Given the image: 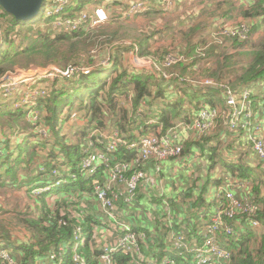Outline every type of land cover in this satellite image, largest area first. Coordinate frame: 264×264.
I'll list each match as a JSON object with an SVG mask.
<instances>
[{"label": "trees", "instance_id": "16d2710c", "mask_svg": "<svg viewBox=\"0 0 264 264\" xmlns=\"http://www.w3.org/2000/svg\"><path fill=\"white\" fill-rule=\"evenodd\" d=\"M143 1L146 2L145 0ZM247 3L249 5L245 4L240 11L244 18L250 19L247 21V24L250 25L252 30V34L249 38L244 39L240 35H227L226 38L231 42L223 53L218 52L219 48L216 45L219 44L214 43L216 45H213L211 49L208 50L209 56L212 57L213 62H217V65L214 67L209 68L198 65V63L204 60V57L208 56L206 51L205 56L201 55L200 59H196L194 61L190 59L192 54H188V56L185 57L189 61L187 62L186 59L181 60L180 63L174 66V68L183 73L190 72L198 74L197 71L193 70L197 66L200 69L199 75L204 77L211 76L217 78L218 81H228L234 88L240 89L241 86L249 84H256L255 87H260L261 83L264 82V37L262 41L257 44L254 43V40H252V36L255 29H259L260 22L264 21V0H247ZM0 8L3 10L1 6ZM3 11L4 14H1L2 18L4 15L8 16L9 14L5 10ZM159 11L161 10L158 9L151 12L152 14H159ZM15 20L17 23H14V25L11 26H5L2 23L4 26L3 28L6 30L7 37L5 38V41H3L4 45H2L0 49V77L8 71H6V67L11 65L8 63L11 59H9L6 54L4 55V48L10 43L6 39L11 37L12 33L18 35L21 40L18 45V48L20 47V52L17 55L44 51L46 58L48 60L52 59V62H55V58H58L60 53L59 48L55 46L57 44L56 42H61L64 39L69 40V33H75V35L70 34L73 37L77 36L76 32H65L64 34H60L55 37H52L50 33L44 35L32 30L33 22H23L17 20L16 18ZM40 20L41 19L38 18L35 21L39 22ZM110 21L112 20L110 19L109 22ZM18 25L21 30L16 29ZM40 28L45 29L46 27ZM52 29L54 28L51 27L49 30ZM105 34L110 36L108 38V43L110 48L114 51L112 57L115 62V71H117L116 74L112 72L109 81L104 80V82L103 80L99 81L97 79L93 81V83L98 85L91 88L89 85H86V81L93 73L88 76L75 75L70 76L69 78L63 77L54 79L51 92L48 90L44 98L41 99L42 111H40L36 121L27 120L25 112L21 110L12 111L8 108L0 109V131L5 135L7 132L12 134V137L9 136L6 141L0 139V145H3L4 142L7 143V147H1L2 149H0L3 156L0 158V186H10L17 189L27 187V190L30 186L38 187L40 184L37 182L41 183L42 181H46V185L51 186V189L44 191L42 196L32 195L35 204L30 206L31 211L23 210L17 212L16 217L22 227V232L27 233L26 235L29 236L23 240L15 238V234L8 228V224L3 220V217L6 216L5 212L7 211L0 206V248L8 249L11 258L16 260L19 264H36L35 261L38 259L50 260L51 253H55L57 256L56 260L60 261V257L63 255L61 247H66L67 264H77L74 260L75 253H79L86 262L89 261V264H102L100 259L102 255L101 251L97 248H93L91 245L92 243L96 244L94 225L99 224L100 220L97 217H94L93 214L84 213L82 208H80L81 197H83L84 194H88L89 196V194L94 192L92 184L98 180V176L96 173L91 175L89 179L85 180L82 173L83 171H81L80 166H78L81 158L79 144L85 137L86 131L76 132V138L73 140L64 139L65 134L62 135L63 124L59 122L58 117L62 114V112H65V108L69 104L71 105L70 107L74 106L76 99H80L84 102V104H86L83 111L85 116L88 117L91 127L103 128L106 126V119H109L110 124L118 128L121 132L122 136H120L124 140L132 141L134 138L133 132L135 129L140 127L139 121L142 126H145L144 122L148 116H145L140 120L131 116L125 106L119 107V96H127L130 93L133 94L134 108H136L146 96L153 98L154 100L167 98L163 95L162 90H154L155 86L158 84V82H155L154 74L134 73L125 64L123 54L128 48L127 44L124 42L115 43V37H112L110 33ZM78 36H80V34ZM136 42L140 47L139 56L152 58L158 63H163L168 54H170V52L168 53L169 50H164V54H161V47L156 49L153 54L151 44L148 40H136ZM80 43L84 48H86L84 41ZM206 43L207 40L203 35H200L198 40L194 42L195 46H193L192 52L195 50L198 51V48L200 49L206 45ZM238 43H240V46L235 48L237 51H234V53L231 52L229 47H235ZM12 44L14 45L13 42ZM71 51L74 52V50ZM175 55L181 57V55L185 54L179 51ZM1 59H3L2 63ZM87 64L88 65H84L82 61H80L73 63L72 66H76L79 69H95L99 67L95 64V62L93 66H91L88 62ZM161 82L164 83V81ZM84 89L86 91H84ZM253 93L257 94V91L254 90ZM175 96L176 95L173 97ZM168 97V101L160 105L156 111V113L160 116L165 129H168L176 124V121L178 120L185 122L186 124L192 122L194 116L200 110L203 102L199 97H190V95L188 97L189 99L182 98L181 96L177 98H173L171 96ZM187 101L189 102L186 105ZM211 102L216 104V101ZM44 112H46V115H44ZM32 124L35 128L38 126L47 128L48 136L41 139L42 134L37 132V128L35 132ZM28 126L30 127V132H28ZM219 133L220 135H218V138L220 141H218L217 144H220L223 141V134H221V131ZM19 135L24 136L21 143H19V138H17V141L14 140L15 136ZM233 135L238 140L244 139L236 133ZM48 138H50V140H48ZM33 139L35 142H32ZM76 139L78 143L72 144V142L76 141ZM211 145L214 153L217 154L216 150L218 147L215 145L213 146V141ZM249 147H251V145ZM45 149L48 150V153L46 154L47 160L44 169L47 170L51 168L47 172L48 175L45 176V179H43L42 177H44V174L42 173L40 174L41 177L39 175L40 178L38 180L32 178L30 182L27 181V174H23L21 171L27 165L28 170H33L34 166L29 168L31 163L35 162L37 156L41 155V151H44ZM184 154L185 151L183 150L181 156ZM114 156L118 160H128L131 158L125 148H121L119 151L115 152ZM250 157L252 158L251 161L246 163L242 160L241 156L238 159H224L222 156L215 159V154L210 155V159H212V161H210L212 162L213 167H215L218 163L223 165L226 163L228 164V167L230 166V173L232 177L250 181L252 183V194L254 200L261 204L260 211L254 216V219H258L260 221V226L258 227L260 229L257 233L255 232V227L251 225L250 219L242 216L244 218L241 220V225H235L236 233L234 234V237L223 235L220 238L221 242L232 251V264H264V167L256 157L252 155ZM65 158L67 159V162H63L62 165H66L68 171H63L61 168L63 166L56 164L58 159L64 161ZM41 163L43 162H37L38 166H42L43 164ZM69 168L70 173L78 175V180H73L71 176H69ZM54 171H57V173L61 175V180H66L61 187L56 186V181L47 182L53 179ZM221 183L222 182L219 184ZM193 188L194 187L192 186L191 190H193ZM52 194H57V198L62 197L63 200L58 201L57 199L54 204L48 203L47 198H49ZM187 197L189 199H187L185 203H189L188 205L193 208L200 209V207H202L205 203L203 198L191 202L190 196L187 195ZM76 205H78V208ZM36 207V212L39 211L40 214L36 212L34 213V209H36ZM70 207L76 208V210L72 211L73 213L76 212L80 214L77 218L73 217V219L72 216H70V213L68 215L62 214L63 209H69ZM88 212L90 213V211ZM81 215H83L81 220L84 228L82 240L84 241V244H82L81 241L79 246L80 251L76 252L75 247L77 243L74 232L75 227L77 226L76 224H78V219ZM129 221V216H126V222L123 221V224L131 226ZM193 237L195 236H191L190 238ZM197 241L199 243L202 242L199 240ZM253 243L256 245L254 248H252ZM144 252L147 253L148 251ZM154 254L157 255L155 252ZM139 255L140 253L117 252L114 254L113 258L115 264H135V262H143V264H147V262L141 261V257H139ZM165 256L175 257L174 259L177 264H189L190 262L196 264L193 255L190 257L182 256L175 249H169L160 255L155 256V258L160 260ZM97 258L99 259V263ZM0 264H3L1 258Z\"/></svg>", "mask_w": 264, "mask_h": 264}, {"label": "built area", "instance_id": "2783aa9c", "mask_svg": "<svg viewBox=\"0 0 264 264\" xmlns=\"http://www.w3.org/2000/svg\"><path fill=\"white\" fill-rule=\"evenodd\" d=\"M163 1L167 8L174 6L170 0ZM145 9L146 5L141 1H137L130 4L124 13L128 17H132ZM40 16L41 20L36 26H50L59 32H74L86 27L98 26L109 20L108 11L102 5L94 6L92 10H78L75 8V0H44ZM245 25L236 31L226 29V33L227 35H240L247 39L251 27L246 23ZM144 58L147 61L138 62L137 66L140 69L154 73L160 81L167 82L171 80L179 84L185 83L197 89H219L223 93L224 102L221 104L204 102L189 124L181 122L166 130L157 129L148 134L140 135L132 141H126L119 135H115L105 149L95 153L90 152L88 149L84 151L85 154L81 162L83 172L94 175L98 172L100 166L108 172L107 182L99 183L97 181L95 195L101 202L104 211L111 216L120 197L124 196L129 203L136 200L141 183L147 179L145 170L147 163L153 161L157 171L160 172L164 162L181 157L184 144L179 130L182 127L189 128L195 132L198 139H203L212 134L222 122L226 130L234 132L250 142L255 155L264 163V97L253 93V88L244 87L243 90H238L227 83L217 82L212 78L194 80L172 73L170 69L180 63L181 60H184L172 53L168 54L163 63H158L152 58ZM64 69H31L26 73L19 70L7 71L0 77V96L13 100L14 108L24 109L31 118L35 116V119L32 120L36 121L40 113L41 99L48 91L43 86L45 81L63 77L69 78L75 75L88 76L94 72V69H79L76 66H68ZM34 86L37 88L33 90ZM254 96L260 98L258 105H255L256 97ZM13 97L15 99H11ZM36 128L42 132L40 134L48 136L47 128L41 126ZM121 148L128 151L130 159L118 160L115 158L114 153ZM0 149L2 148L0 147ZM1 157H3L2 152H0ZM54 172L52 182L56 181L57 186L63 180L60 179L61 175L56 171ZM46 186L42 191L51 189V186ZM238 187L246 188V184L240 182L236 185L226 182L218 187L216 211L205 225L203 241L200 245L188 242L183 232L177 233L174 239V248L180 255L192 254L196 264L229 263L232 251L221 242V236L234 237L236 233L235 225L242 223L241 220L244 217L250 219L252 226L257 228L260 226V221L254 219V216L260 211L261 204L254 200L253 195L238 196L236 191ZM122 230L123 237L118 244L106 246L102 250L100 257L102 264H113V256L116 252L143 254L142 248L147 238L146 233L134 229L128 224H122ZM75 239L77 241L83 240V234L79 227L75 231ZM62 253L64 254V252ZM0 258L3 264H19L11 258L6 248H0ZM50 258L56 260L57 256L54 253ZM74 260L77 264H87L79 253H75Z\"/></svg>", "mask_w": 264, "mask_h": 264}, {"label": "crops", "instance_id": "0c3cea01", "mask_svg": "<svg viewBox=\"0 0 264 264\" xmlns=\"http://www.w3.org/2000/svg\"><path fill=\"white\" fill-rule=\"evenodd\" d=\"M94 1L95 0L93 1L75 0V8L78 10H92L94 6L102 5L107 9L108 14L112 15L113 18L116 12H118L119 15H123V13L129 7V5L137 0H96V3ZM145 1L149 5L151 4V2L157 3L156 6H151V7L154 10H158L160 9L159 5L162 3L163 0H150V1L145 0ZM241 1H242L241 8L245 6V4H248L247 0H241ZM240 10L239 13L241 14ZM248 20L250 19H247L246 22ZM221 22H223V19L217 18V20H215L214 22V27L221 26L222 25ZM261 23H264V21H261L260 24ZM226 26L227 25H225V27ZM260 28L261 25L259 29ZM209 41L210 39L207 38V43L206 45H204L207 53L208 50L211 49L213 45H216V44L209 45ZM227 42L230 43L231 41L227 39L224 45H226ZM158 46L159 45L157 44L156 49L158 48ZM216 46H218L219 48L221 47V45H216ZM135 51H138V49L135 48L132 52ZM235 51H237V49ZM205 60L198 63V65L209 68L214 67V65H212L213 63L212 57L209 56V53H208V58ZM125 61L126 60H124V62ZM188 61L189 60H187V62ZM102 62L104 63L100 64L98 68H95L94 72L98 70H102L103 72L106 73L107 76L105 78L98 80L109 81L112 72H114V74L117 73V71H115V62L113 61L112 55L108 57V60H103ZM127 66L134 73L154 74L150 71L140 69L137 66V63L135 62L130 63ZM193 70L197 71L198 74H194L190 72L183 73L174 67L170 69L172 73H177L182 76L192 78L194 80L212 78L217 82H223L230 85V83L225 80L218 81L217 78L211 76L204 77L199 75L200 69L197 66ZM154 76L153 77L155 79V82H158L154 90L155 91L162 90L163 95H165V97L167 98H169L168 96L173 97L174 95H176L173 98H177L181 96L182 98L189 99L188 97L190 95V97L196 96L202 99L203 101L202 104L204 102L211 104L212 103L211 101H216V104H221L224 102L223 93L219 89H212V88L197 89L195 87L188 86L185 83L179 84L176 82H172L171 80L162 83L156 77L155 74ZM255 85L256 84L243 85L238 90H243L244 87L249 89L253 88V90L257 91L256 95L260 97H264V82L261 83L260 87H255ZM187 92L190 94H188ZM167 98L154 100L153 98H149L148 96H146L145 98L142 99L141 103L136 108H134L133 94L130 93L127 96L126 95L119 96V107L125 106L128 109L131 116H134L138 120L144 118L145 116H148V118L144 122L145 126H142L141 122L139 121L140 127L138 129H135V131L133 132V137H134L133 140L137 139L140 135L148 134L149 132L157 129L166 130L163 123L161 122L160 116L158 115V113H156V111L158 110L160 105L168 101ZM259 101L260 98H256L255 105H258ZM188 102L189 101H187L186 105L188 104ZM6 104H7L6 108L4 109L8 108L11 109L12 111H15V109H13L12 103L7 102ZM39 109L40 111H42V103H40ZM26 115L27 113L25 112V116ZM26 118L27 120H31L29 119V116L28 117L26 116ZM176 122H175L176 124L174 125L181 123L180 120ZM90 127L91 124L89 123L88 120V125L86 129ZM220 131L221 134H223V141L220 144H217L218 141H220L218 138V135H220L219 133ZM81 132H85V131H81ZM179 132H180L181 140L184 144L185 154L179 158L170 159L164 162L160 172L157 171L153 161L147 163L145 167V170L147 172V179L141 183L138 189L136 200L133 203H129L125 200L124 196L120 197L119 200L117 201V206L112 216L104 211L101 202L97 199L95 195V186L97 184V181L99 183H104L107 182L108 179V172L105 170L104 167L102 166L99 167V170L97 172L98 180H96L92 184V187L94 188V192L92 194H89V196L88 194L87 195L84 194L83 197H81V201H80V208H82L84 213L93 214L94 217H97L100 220L99 224L94 225V236L96 238V244L95 243L91 244L93 248L99 249L102 253V250L106 246L117 245L118 242L123 237V230H122L123 221L126 222V216H129V220H130L129 222L131 226L135 229L142 230L143 232L146 233L147 238L142 248L143 254L139 255V257H141V261H145L147 262V264H169V263L177 264L174 259L175 257L173 256H168V257L165 256L160 260H158V258H155V256L160 255L161 253L169 249H175L174 239L177 236V233L183 232V234L186 235L188 242H190L191 244L198 243L200 245L202 243V242L199 243L197 240L203 241L205 225L215 214L216 207L218 204V197H217L218 187L221 184L230 182L238 185L240 182H244L246 184V188H242V187L236 188L237 195L240 197L248 194L253 195L252 183L250 181L232 177L230 173V166L228 167V164L226 163L224 165L218 163L215 167H213V164L211 162L212 159H210L211 154H215L216 156L215 159H218L221 156L224 159L227 158L238 159L241 156L242 160H244L246 163H249L252 159L250 156L252 155L256 157L264 167V163L261 160H259V158L255 155V153H253L254 150L250 142L248 143V141L245 139L238 140L233 135L235 133L226 130L222 122L212 134L207 136V138H203V139H198L195 132H193L187 127H182L179 130ZM115 135L120 136L121 132L118 130V128L110 124L109 119H106L105 127L103 128L93 127V130H91L90 132L86 131L85 137L83 138V140H81L79 144L81 158L78 166H80L81 168V162H82L81 160L84 157L85 154L84 151L86 149L90 150V152L92 153L105 149L106 145L114 138ZM9 136L12 137V134L10 132H7L5 139L7 140ZM19 136L16 137V141L17 138H19ZM75 138H76V133H75ZM71 140L73 139L71 138ZM212 141H213V146L215 145L218 147V149L216 150L217 154L214 153L213 147L211 145ZM73 143L74 144L78 143L77 139L76 141L72 142V144ZM5 145L7 146V143ZM250 145L251 147H249ZM0 147H2V145H0ZM128 155L130 156L129 153ZM61 168L63 171H68L67 167H61ZM82 173L83 176L85 177V180L89 179L91 176L90 174H87L85 172ZM69 176H71L73 180H78L77 178L78 175L75 173L74 174L70 173V168H69ZM220 182L222 183L219 184ZM192 186L194 187L193 190H191ZM187 195L190 196L191 202L203 198L204 199L203 201H205L204 205L200 207V209L195 208L196 212H194L195 209L192 206L188 205L189 203H185L186 200L189 199ZM55 196L57 197V194ZM59 200H63V198L59 197L58 201ZM76 206L78 208V205ZM190 208L192 212L188 217L186 210ZM73 210H76V208L74 207L69 208L70 216H72V218L73 217L77 218V216H79L80 214L76 212L73 213L72 212ZM88 211H90V213ZM82 217L83 215L79 217L78 224H76L77 226L75 227V231L79 227L81 228V232L83 234L84 228L81 220ZM238 225L241 224L237 223L236 226ZM104 233L108 234V236H105ZM191 236H195V237L190 238ZM83 242L84 241H82L81 243L84 244ZM79 246H80V242L77 243L75 247L76 252L80 251ZM61 250L62 252H64V254L60 257L61 258L60 261L58 260L55 261L51 259L50 260L38 259L37 261H35L36 264H67L66 247L65 248L61 247ZM144 251H148L147 252L148 254ZM154 252L157 255H155ZM184 256L190 257L192 256V254H186ZM98 263H99V259H98ZM87 264H89V261H87ZM113 264H115L114 260H113ZM135 264H143V262L140 263L135 262ZM189 264H193V262H190Z\"/></svg>", "mask_w": 264, "mask_h": 264}, {"label": "rangeland", "instance_id": "374dc122", "mask_svg": "<svg viewBox=\"0 0 264 264\" xmlns=\"http://www.w3.org/2000/svg\"><path fill=\"white\" fill-rule=\"evenodd\" d=\"M137 1H141L146 5V9L142 10L138 14L132 17H128V15L123 13V15L125 16L124 17L123 15H119V13L116 12L113 18L112 15L109 14V20L111 19L112 21L109 22V20H107L98 26L86 27L84 29L74 31L77 34L76 37L70 35V34L75 35V33H69V40L64 39L61 42H56L57 44L55 46L59 48L60 53L58 58H55V62H52L51 61L52 59L48 60L45 56L44 51L31 53V54L17 55L20 52L19 51L20 47L18 48V45L21 42V40L18 37V35L12 33L11 34L12 38L8 37V39H6L10 43L4 48V55L6 54L7 57L11 59L8 62L11 65H8L6 67V71L8 70L10 72V71L19 70L20 72L26 73L28 70L31 69L42 70L46 68H56L60 70H65L64 68H67L68 66L70 67L72 66L73 63L80 61H82L84 65H88L87 64L88 62L91 66H93L95 62V64L99 66L100 64L104 63L102 62L103 60H108V57L110 55H113L114 53L113 49L110 48V45L108 43V38L110 36L105 33H110L112 37H115L116 38L114 40L115 43L124 42L125 44H127L128 48L125 50L123 54V58L126 60L125 61L126 65H129L130 63L133 62L138 63L141 61L142 62L147 61L144 60L146 58L138 55L140 53V47L139 44L136 42V40H144V41L148 40L149 43L151 44V50H153L152 52L153 54L156 51V45L158 44L159 45L158 48L159 47L162 48L161 54H164L165 52L164 50L167 51L169 50L168 53L170 52L174 55L177 52L181 51L183 54H185V55H181L183 59L188 60L185 56H188V54H192L190 56V59L194 61L196 59H200L201 55L205 56L206 54L205 46L201 47L200 49L198 48V51L195 50L194 52H192L193 46H195L193 41L198 40V37L200 35H203L206 40L207 38L210 39L209 45H212L214 43H218L219 45H221L220 48L218 47L219 48L218 52L223 53L228 48L227 46H229L230 44L227 42V44L224 45L227 40L226 29L231 31H236L239 30L241 27H243L245 23L247 24V22H245L247 19L244 18L239 13V10L242 6L241 0H170V2L174 5L173 8L172 7L167 8V5L164 4L165 2L162 1V3L160 2L161 4L159 5L161 9V11H159V14H152L151 12L154 10L151 6H156L157 3L151 2V4L149 5L147 2H144L143 0H137ZM137 1H134L133 3ZM94 2L96 3V0ZM3 12L4 11L0 8V28L2 29L3 32V41H5V38L7 36H6V30L5 28H3L4 26L2 25V23L5 26H11L17 22L13 17V15L10 14H8V16L4 15V17L2 18L1 14H4ZM217 18H222L223 22H221L222 23L221 26L214 27V22L215 20H217ZM32 22H33L32 30H34L35 32H39L44 35L50 33L52 37L65 33V32H59L54 29L49 30L51 29L50 26L46 27L45 29H41L39 25L36 26L37 21L34 20ZM225 25L227 26L225 27ZM260 25L261 28L259 30L255 29L254 34L252 36V40H254V43L257 44H259L262 41L264 36V23H261ZM16 29L21 30L19 25L17 26ZM79 34L80 36H78ZM251 34H252V30L250 29L249 36ZM82 41H84L86 48H84L83 45L80 43ZM12 42L14 43V45L12 44ZM239 46L240 43L236 44L235 47H231L229 49L231 51L233 50L235 51L236 50L235 48ZM135 47L138 49V51L132 52L135 49ZM71 50H74V52H72ZM207 58L208 56L204 57V60ZM2 62L3 59H1V63ZM212 65L214 66L217 65V62L216 61L213 62ZM106 76L107 75L105 72H103L102 70H98L88 78V80L86 81L87 83L86 85H89L91 88H94L98 84H94L93 81L97 79L105 78ZM53 84H54L53 79H48L47 81L44 82L43 86L46 87L49 90V92H51ZM35 88L37 87L34 86L33 90ZM84 91L86 90L84 89ZM11 99H15V97ZM12 101L13 100H8V98L6 99L0 96V106H1L0 109L6 108L7 105L6 103L7 102L12 103ZM70 106L71 105L69 104L65 108V112H62V114H60L58 117L59 122L63 124L62 135L65 134L64 139L65 138L75 139V133L78 131L90 132L91 130H93V127L86 129L89 120L88 117L85 116V113L83 111L86 104H84L82 100L76 99V101L74 102V106L72 107ZM13 109H15V111L16 110L25 111L24 109H16L14 108V106ZM26 113H27L26 116L28 117L29 114L28 112ZM45 113L46 112H44V115H46ZM29 119L31 120L35 119V116H33L32 118L29 116ZM32 127L33 130L36 132V128L33 126V124ZM28 132H30L29 126H28ZM37 132L42 133L38 131V129ZM0 137L2 140H6L5 139L6 135L0 133ZM16 137L17 136H15L14 140H16ZM45 137L46 136L43 134L41 139H44ZM23 138L24 136L22 135L19 136V143H21ZM34 139L32 142H35ZM11 140L13 139L11 138ZM48 140H50V138H48ZM5 144L6 142H4L2 147H7ZM47 153L48 150L45 149L44 151H41L40 153L41 155L38 156L36 155L37 161L35 160V162L31 163L29 167L31 168L34 166L33 170H28V165H27L21 171L23 174H27V178H26L27 181L30 182L32 178L38 180L41 177L40 174L42 173L44 174L43 175L44 177H42L43 179H45V176L48 175L47 172L51 168L47 170L44 169L47 160V156H46ZM39 161L43 162L41 163L43 164L42 166L40 165L38 166L37 162ZM63 162H67V159L65 158L64 161L58 159L56 161V164L62 165ZM62 166L66 167V165H62ZM53 180L47 182H52ZM45 182L46 181H42L41 183L37 182L38 184L41 185H39L38 187L30 186L28 187L27 190H26L27 187H23L22 189H17V188H12L10 186H0V206L7 211L5 212L6 216L3 217V220L8 224L7 226L11 230V232L15 234V238H18L19 240H23L25 238H28L29 236L26 235L27 233L22 232V227L19 224L16 214L17 212L23 210L31 211L30 206L32 204H35L32 195L42 196V194H44V191H42L44 189V186L45 188L47 187L46 185H44ZM65 182L66 180H63V182L59 183L57 186L61 187L62 184ZM57 199L58 198L54 194H52L49 198H47V201L48 203L54 204ZM36 210L37 207L36 209H34V213L36 212ZM191 212H192L191 208L186 210L188 217ZM194 212H196V209L194 210ZM36 213L40 214L39 211ZM62 214L68 215L69 209H63ZM259 229L260 228L257 229V227H255V232L257 233ZM104 234L105 236H108V234L106 233ZM79 242L81 241L76 240V243ZM252 246H253L252 248H254L256 245L253 243ZM53 254L51 253V255ZM232 260H233V256L230 258V261H228L229 262L228 264H232Z\"/></svg>", "mask_w": 264, "mask_h": 264}, {"label": "water", "instance_id": "95a60500", "mask_svg": "<svg viewBox=\"0 0 264 264\" xmlns=\"http://www.w3.org/2000/svg\"><path fill=\"white\" fill-rule=\"evenodd\" d=\"M44 0H0V6L17 20L32 22L39 16ZM3 45V32L0 29V49Z\"/></svg>", "mask_w": 264, "mask_h": 264}, {"label": "clouds", "instance_id": "9594fccd", "mask_svg": "<svg viewBox=\"0 0 264 264\" xmlns=\"http://www.w3.org/2000/svg\"><path fill=\"white\" fill-rule=\"evenodd\" d=\"M40 12H41V10H40ZM38 18H40V19H41L40 13H39V16H38ZM38 18H37V19H38ZM37 23H38V21L36 22V24H37Z\"/></svg>", "mask_w": 264, "mask_h": 264}]
</instances>
